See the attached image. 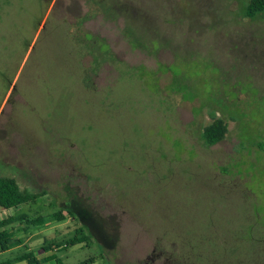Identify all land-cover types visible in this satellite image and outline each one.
Instances as JSON below:
<instances>
[{
	"label": "rangeland",
	"instance_id": "obj_1",
	"mask_svg": "<svg viewBox=\"0 0 264 264\" xmlns=\"http://www.w3.org/2000/svg\"><path fill=\"white\" fill-rule=\"evenodd\" d=\"M249 1L0 0V176L39 194L0 219L75 212L16 221L32 237L0 261L68 244L66 264H264V12ZM216 119L224 137L205 145Z\"/></svg>",
	"mask_w": 264,
	"mask_h": 264
},
{
	"label": "trees",
	"instance_id": "obj_2",
	"mask_svg": "<svg viewBox=\"0 0 264 264\" xmlns=\"http://www.w3.org/2000/svg\"><path fill=\"white\" fill-rule=\"evenodd\" d=\"M264 12V0H250L245 8V15L247 17L253 18L256 15ZM86 35V34H85ZM84 36V35H83ZM85 37V36H84ZM93 37H89V40ZM83 39V38H82ZM86 40V41H89ZM94 40V39H93ZM82 41H85L84 39ZM226 132V126L222 122L221 119L214 120L210 125L206 126L201 134L202 141L205 145H213L220 141ZM39 194L29 191L27 189H21L16 182V180L12 177L0 176V208L9 209V208H17L18 206L33 202ZM62 211L68 215L62 214V212H53L48 214L47 216L39 215L32 219H24L26 216L22 217V215H15L8 218H4L0 220V249H4L10 239V233L6 231V228L12 223L19 220H26L27 223L33 225H40L45 223L46 220L51 222L63 221L67 217H74L75 212L66 208ZM88 236H81L79 238H75L69 244H73L75 242H82L87 239ZM68 245V244H67ZM27 264H40L37 259L34 257L26 256ZM54 264H65L61 259L54 257Z\"/></svg>",
	"mask_w": 264,
	"mask_h": 264
},
{
	"label": "crops",
	"instance_id": "obj_3",
	"mask_svg": "<svg viewBox=\"0 0 264 264\" xmlns=\"http://www.w3.org/2000/svg\"><path fill=\"white\" fill-rule=\"evenodd\" d=\"M19 216L22 215V217H24V214H18ZM11 216H15V215H9V216H5L4 218H8ZM2 218V219H4ZM1 220V219H0ZM24 220V219H23ZM21 222L20 220L17 221V223ZM15 223V222H14ZM14 223H12L11 225H9V230L8 227L6 228V231L10 233L9 236V243L8 245L4 248V249H0V256H2V252H6V251H10L13 248H16L17 246H26V242H28L30 240V238L32 237V234H28V236H25L30 228L29 226H23L21 225L19 227V229H17L16 232L15 231V226L13 225ZM52 223L49 220H46L45 223L40 224V225H33L31 228H36V227H41V226H46L48 224ZM25 236V240L22 241V235ZM67 246V245H66ZM66 246L64 247H57L55 245L50 246L43 244V246L40 248V251H37V253H34L32 250H27V251H23L20 253H16L15 255L10 256L9 258L5 259V260H1L0 264H27V259L26 256L28 257H34L35 259H37L39 261L40 264H54V257L56 256L57 258L61 259L56 252H58L59 250L64 249ZM45 251V252H43ZM62 260V259H61ZM63 261V260H62ZM64 262V261H63ZM65 263V262H64ZM66 264V263H65ZM80 264V263H79Z\"/></svg>",
	"mask_w": 264,
	"mask_h": 264
},
{
	"label": "flooded vegetation",
	"instance_id": "obj_4",
	"mask_svg": "<svg viewBox=\"0 0 264 264\" xmlns=\"http://www.w3.org/2000/svg\"><path fill=\"white\" fill-rule=\"evenodd\" d=\"M163 264H168L167 261H165ZM172 264H176V263H172Z\"/></svg>",
	"mask_w": 264,
	"mask_h": 264
}]
</instances>
